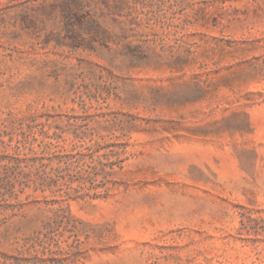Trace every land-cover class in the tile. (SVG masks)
Segmentation results:
<instances>
[{
	"label": "rangeland",
	"instance_id": "obj_1",
	"mask_svg": "<svg viewBox=\"0 0 264 264\" xmlns=\"http://www.w3.org/2000/svg\"><path fill=\"white\" fill-rule=\"evenodd\" d=\"M75 2L0 0V157L17 144L70 150L84 130L122 166L108 196L86 182L88 196L61 205L81 243L74 264H264V0H92L66 13ZM78 37L93 49L72 50ZM27 195L0 214L1 251L59 207Z\"/></svg>",
	"mask_w": 264,
	"mask_h": 264
},
{
	"label": "trees",
	"instance_id": "obj_2",
	"mask_svg": "<svg viewBox=\"0 0 264 264\" xmlns=\"http://www.w3.org/2000/svg\"><path fill=\"white\" fill-rule=\"evenodd\" d=\"M92 0H76L73 8H64L66 13L79 14L84 8L89 7ZM91 21L80 16L78 24L81 29L94 26ZM78 24H74L78 27ZM70 20L66 21V27L70 26ZM99 25V24H98ZM97 26L100 29V26ZM70 32V31H69ZM74 31H72V34ZM75 34L78 36L77 32ZM71 44V49H93V42L83 40ZM0 144H3L0 141ZM7 146H11L7 144ZM71 149L67 150L59 144L41 142L37 148H27L17 144L13 146L15 153L0 157V214L8 208H15L21 204L20 197L28 194L43 195L48 198L51 194L54 198L52 205L58 208L50 210L52 216L47 222L32 235L21 239L14 248L13 253L0 250V264H74L75 250L80 246V240L75 234L72 217L68 208L62 207L63 202L88 196L87 190L81 186L86 182H92L94 192L92 198H104L111 192L107 184L111 183V169L116 173L120 166L115 160L111 164V143L99 141L96 138H87L86 132L80 131L72 141ZM123 147V146H121ZM117 146L116 148H121ZM124 154L126 146L123 147ZM119 156L120 152H113ZM75 183L80 186L75 187ZM4 220V219H3ZM0 219V229L4 222ZM65 233H71L73 242L66 248H62L60 237ZM2 235L0 234V242ZM76 245V246H75Z\"/></svg>",
	"mask_w": 264,
	"mask_h": 264
}]
</instances>
